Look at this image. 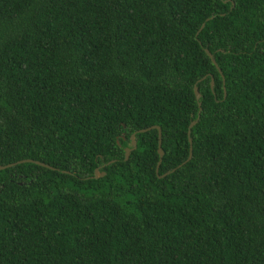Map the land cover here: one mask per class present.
I'll use <instances>...</instances> for the list:
<instances>
[{
  "label": "trees",
  "instance_id": "trees-1",
  "mask_svg": "<svg viewBox=\"0 0 264 264\" xmlns=\"http://www.w3.org/2000/svg\"><path fill=\"white\" fill-rule=\"evenodd\" d=\"M21 159L0 264H264V0H0Z\"/></svg>",
  "mask_w": 264,
  "mask_h": 264
},
{
  "label": "water",
  "instance_id": "water-1",
  "mask_svg": "<svg viewBox=\"0 0 264 264\" xmlns=\"http://www.w3.org/2000/svg\"><path fill=\"white\" fill-rule=\"evenodd\" d=\"M203 26H204V23L201 24V27H200L199 30H201ZM198 32H199V31H198ZM196 34H197V33H196ZM208 55H209L210 58L212 59V55H211V53H208ZM212 61H213V63L217 66V64H216V62L214 61V59H212ZM217 68H218V66H217ZM219 71H220V70H219ZM220 73H221V72H220ZM221 75H222V73H221ZM222 76H223V75H222ZM223 83H224V80H223ZM212 84H213V78L211 77V86H212ZM223 88H224V87H223ZM194 93H195L196 98L199 99V97H200V93H199L198 88L196 87V85H194ZM225 95H226V93H225V88H224V96H225ZM198 105L200 106V102H198ZM195 123H196V120L190 123V125H189V127H188V135H190V128H191ZM150 128H156V129L158 130V153H159V156H160V157H159V160H158V162H157V165H156V172H158V168H159V165H160V162H161V158H162V155H163V149H162V147H161V140H162L161 128H160V126H158V125H153V126L148 127V128L139 129L138 132H144V131L149 130ZM134 135H135V132L131 135V144H132V147H131V148H126V150H125V158H127L128 155H129V152H130L132 149H134V148L136 147V142H135V140H134ZM189 141H190V138H189ZM191 156H192V148H191V141H190L189 155H188L187 159H186L184 162H182L181 164L178 165V167L181 166L182 164H184L185 162H187L188 160H190ZM23 162H34V163L39 164V165H41V166H45V167H48V168H53L52 166H50V165H48V164H45V163H43V162H41V161H38V160H33V159H21V160H18V161H16V162L8 163V164H5V165H0V170H1V169H5V168H7V167H11V166H13V165H15V164H18V163H23ZM174 170H175V168H173L171 171H174ZM167 173H169V172H167ZM167 173H165V174H163V175H159V176L162 177V176L166 175ZM96 176H97V177L99 176V174H98V169H95V177H96Z\"/></svg>",
  "mask_w": 264,
  "mask_h": 264
}]
</instances>
